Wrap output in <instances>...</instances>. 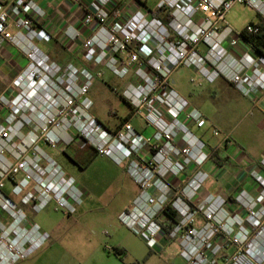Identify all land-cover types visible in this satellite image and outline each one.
<instances>
[{"label": "built area", "instance_id": "built-area-1", "mask_svg": "<svg viewBox=\"0 0 264 264\" xmlns=\"http://www.w3.org/2000/svg\"><path fill=\"white\" fill-rule=\"evenodd\" d=\"M71 1L83 15L79 25L66 27L65 38L81 44L85 61L105 66L121 78L133 71L140 76L153 72L161 78L163 108L149 105L147 109V120L159 140L170 143L178 135L177 128H183L197 145L199 138L179 120L182 115L198 127L206 125L204 113L167 86L180 66L193 70L196 86L225 79L254 100L264 90V55L244 37V32L258 29L257 23L238 29L228 19L237 3L253 7L264 18V0H159L154 7L140 0ZM46 15L34 0H0V51L9 44L26 59L24 68L0 92V222L13 218L8 235H22V205L40 210L54 203L66 214L76 211L82 202L76 179L44 149L45 145L70 146L75 130L83 146L90 144L99 154L128 163L139 192L132 209L121 218L150 245H157L163 230L159 214L169 195L168 178L179 175L184 167L162 149L146 159L132 157L137 142L146 139L131 122L136 112L115 131L89 113L88 93L102 72L73 64L62 68L38 47L36 40L48 35L43 26ZM128 93L137 98L136 92ZM168 112L173 120H168ZM206 159L201 151L196 163L202 165ZM208 177L207 172L198 173L191 187L202 185ZM10 181L12 188L7 192ZM184 212L189 215L190 209ZM35 231L20 245L4 243L1 234L0 264H13L49 238L37 224Z\"/></svg>", "mask_w": 264, "mask_h": 264}, {"label": "rangeland", "instance_id": "rangeland-1", "mask_svg": "<svg viewBox=\"0 0 264 264\" xmlns=\"http://www.w3.org/2000/svg\"><path fill=\"white\" fill-rule=\"evenodd\" d=\"M140 1H145L148 7L159 2ZM228 19L235 28L241 29L258 21L259 16L253 7L237 3ZM36 43L62 68L73 64L102 72L94 78L89 90L92 106L88 111L106 128L117 130L136 112L131 122L136 132L146 139L137 142L133 158L146 159L162 149L179 161L184 170L168 178V200L159 214L160 222L168 226L167 229L162 225V234L168 243H162L161 234L158 244L150 245L121 218L123 212L132 209L135 193L139 192L128 171V163L119 164L99 153L90 160L91 149L82 151L81 155L84 140L72 130L76 140L70 146L45 145L44 149L68 176L76 179L82 191V202L72 214L57 210L54 203L40 210L22 205L21 213L25 216L20 222L22 235L9 236L14 227L13 218L2 219L0 235L7 244L20 245L30 240L29 234L37 233L36 224L42 233L49 234L41 246L13 264H87L88 251L96 247L113 251L115 243L128 245L123 259L130 264H264V114L252 97L245 96L225 79L222 80L223 90L207 82L196 86L192 81L193 70L178 67L167 86L199 108L206 117V125L198 127L182 115L179 120L189 125L199 142L196 147L190 145L188 132L177 128L178 135L169 143L155 137L157 131L147 120L149 105L163 108L159 103L160 96H164L160 77L153 72L140 76L133 71L121 78L105 66L85 61L82 50L81 64H78L76 58L49 35L37 39ZM48 44L66 59L65 64L48 53ZM19 55L25 59L21 52ZM129 90L136 92L137 98H130ZM167 116L168 120H173L169 112ZM216 148L225 158L222 176L223 166L213 159ZM201 151L207 154V159L198 165L196 159ZM200 172H207L208 179L200 186L191 187ZM11 188L10 181L7 192ZM167 205L176 211L175 217L166 213ZM179 207L185 211L190 209V214L185 215L184 209ZM5 227H8L6 231Z\"/></svg>", "mask_w": 264, "mask_h": 264}, {"label": "crops", "instance_id": "crops-1", "mask_svg": "<svg viewBox=\"0 0 264 264\" xmlns=\"http://www.w3.org/2000/svg\"><path fill=\"white\" fill-rule=\"evenodd\" d=\"M38 5L44 8L47 15L43 21V26L45 27L49 38L61 43L66 51L76 58L78 64H81L80 52L82 50L81 44L72 46L70 41L65 38V29L69 24H79L81 17L83 15V10L74 4L71 0H34ZM259 21V19H258ZM256 21V22H258ZM254 22V21H253ZM47 50L54 59L58 60L61 64H65L66 59L62 57L59 53L51 48V44ZM19 52L14 46L5 45L0 51V92L3 91L5 86L9 84L12 79L20 72V70L25 65L26 59L19 58ZM194 73V72H193ZM223 79H219L213 83L214 88L223 90L224 83ZM232 84V83H231ZM233 85V84H232ZM255 104L260 106L263 110L261 113L264 114V90L260 93ZM76 140V139H75ZM82 146L81 148H83ZM80 148V149H81ZM224 167L221 170V176L224 175ZM182 181V180H180ZM138 191H136V195ZM135 195V196H136ZM161 241L163 244H167L168 241L165 240V235L162 234ZM115 249H119L121 254H117ZM128 250V245L115 243L113 251L103 250L101 247L93 248L86 253L87 264H130L128 261L123 259V254Z\"/></svg>", "mask_w": 264, "mask_h": 264}, {"label": "trees", "instance_id": "trees-1", "mask_svg": "<svg viewBox=\"0 0 264 264\" xmlns=\"http://www.w3.org/2000/svg\"><path fill=\"white\" fill-rule=\"evenodd\" d=\"M143 3L146 5L145 1H143ZM159 15H161V14H159ZM258 16H259L258 22H251V23H257L258 29L256 31H253V32H244V37L254 45L255 51L257 53L264 55V18L261 17L259 14H258ZM88 149H91L90 151H92V152H90L91 156H92L90 160H92L93 156L98 154V152L90 144L81 148V152L82 151L87 152ZM157 150H158V148L155 149V151H157ZM220 151L221 150H219L218 148L215 149V154H213L214 155L213 159L218 165L223 166L225 158H224V156H222V154H220L221 153ZM81 155H83V152ZM165 211L172 218L175 217L176 211L173 210L170 205L166 206ZM162 225L168 229V226H166L164 223H162ZM115 252L117 254H121V251L119 249H115Z\"/></svg>", "mask_w": 264, "mask_h": 264}, {"label": "bare ground", "instance_id": "bare-ground-1", "mask_svg": "<svg viewBox=\"0 0 264 264\" xmlns=\"http://www.w3.org/2000/svg\"><path fill=\"white\" fill-rule=\"evenodd\" d=\"M190 142L192 143V145H195L194 143V139H190ZM181 206V205H180ZM182 210V207H179Z\"/></svg>", "mask_w": 264, "mask_h": 264}]
</instances>
